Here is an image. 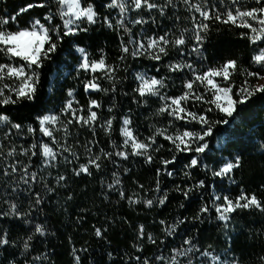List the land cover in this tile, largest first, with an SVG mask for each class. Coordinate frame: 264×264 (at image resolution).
Segmentation results:
<instances>
[{
	"label": "snow or ice",
	"instance_id": "obj_1",
	"mask_svg": "<svg viewBox=\"0 0 264 264\" xmlns=\"http://www.w3.org/2000/svg\"><path fill=\"white\" fill-rule=\"evenodd\" d=\"M180 6L190 14L185 18L189 26L159 32L149 27L159 28L157 16L166 17ZM35 9L39 12L33 13ZM174 19L181 18L176 15ZM97 24L119 38V55L114 61H109L104 47L90 52L85 44L91 39L87 34ZM221 26L237 30L248 49L246 61L230 53L218 62H209L205 55L208 42ZM64 51L72 59L68 66L75 72L73 79L88 94L85 104L76 98V88L68 87L65 95L61 81L66 77L58 80L57 73L49 70L52 64L66 62L60 59ZM129 57L155 63L152 72H133L130 90L125 91L132 67ZM161 66L168 75H160ZM174 75L181 78L179 94L167 91V82ZM237 77L241 78L239 83ZM118 90L123 96H130L138 107L149 105L153 98L158 101L151 113L157 119L149 124L148 135L139 131L131 108L119 112L115 99L107 106L108 116L102 119L104 103L93 98V94L112 93L114 97ZM56 96L62 97L61 103L50 106ZM14 106L33 109L32 122L13 117ZM257 106L264 111V0H104L100 5L95 0H23V6L13 12L6 7L0 9V222L31 225L24 236L16 237L10 228L0 226V250L4 253L0 264H50L51 253L38 249L54 233L46 221L39 222L35 217L43 212L50 194L59 188L67 192L65 204L74 199V193L68 191L66 175L57 171L52 176L51 170L59 169L61 161L72 165V177L93 176L94 172H103L108 164L113 165L106 188L115 191L119 200H126L130 207H167L170 192L183 197L180 208L185 207V202L197 204L192 215L153 220L152 228L158 229L159 234L149 231L144 223L137 224L131 244L135 255L125 252L117 261L114 254L120 253L112 249L106 253L112 264H241L234 255L231 236L236 230L234 218L248 210L264 214V183L256 191L236 179V173L244 166L245 149L258 150L264 159V133L256 144L251 143V135L245 138L239 131L244 114ZM236 117H240L239 122ZM114 121L119 124V142L112 139ZM84 129L92 139L81 143L74 130ZM100 132L108 137L111 150L98 147L100 141L96 137ZM217 133L227 134L228 141L218 154L210 156L209 141ZM18 138L22 142L17 143ZM161 138L168 145L170 158H159L152 186L145 188L137 182L134 190L126 191L123 174L130 173V169L123 167V162L142 157L144 164L156 165L157 154L165 148ZM184 153L190 155L178 168L179 157ZM198 170L204 178L193 175ZM176 176L181 183H173L171 188L162 186L164 177ZM225 181L236 185L238 194L233 195ZM101 183L104 184L103 179ZM103 196L109 199V193ZM64 211L68 209L65 207ZM87 211L82 209L77 215L78 223L85 219L83 213ZM213 216L220 222L217 227L225 238L221 249L200 240V225L211 222ZM107 232V227L93 225L94 236L110 247ZM175 236L180 237V243L169 247L168 238ZM145 241L155 248L151 256ZM71 251L73 264H85L81 253L87 254V247L73 246ZM259 260L264 264V256Z\"/></svg>",
	"mask_w": 264,
	"mask_h": 264
},
{
	"label": "trees",
	"instance_id": "obj_2",
	"mask_svg": "<svg viewBox=\"0 0 264 264\" xmlns=\"http://www.w3.org/2000/svg\"><path fill=\"white\" fill-rule=\"evenodd\" d=\"M97 5H100L104 0H95ZM162 2V0H161ZM19 6H23V0H0V9L7 8L9 12H13V9H17ZM106 12L107 10H102ZM33 13L39 12V9L32 10ZM156 15L155 13H153ZM112 15L115 16L116 12L113 11ZM180 16V20L176 21L174 17ZM190 14L180 6L178 9L172 10L166 17L157 16V23L159 28L155 25L149 27L155 28L156 31L160 29L167 30L175 26L184 27L189 26V21L185 19ZM198 15V14H197ZM138 30V29H137ZM237 30L227 29L221 26L219 32L213 31L211 40L208 42L207 51L205 55L209 57V62L215 63L220 61L221 56L227 54H235L241 60L246 61L248 55V49L245 47V42L242 41L236 34ZM91 39L85 40V44L89 47L90 52H95L98 47H104L109 56V61H114L119 55V38L112 32L100 24L93 27V30L87 34ZM74 52L75 50L72 49ZM78 55V53H77ZM173 58H176V53H171ZM61 61L64 63H56L49 66L51 72L57 73V79L60 77H66V80L61 81L64 84V93L66 95V89L68 87L76 88L79 95L76 97L82 104H85L88 99V94L84 93L79 81L73 79L75 72L68 66L72 63L71 57L67 51L60 54ZM194 59V57H193ZM167 60L165 61V63ZM128 63L132 65L127 74L128 80L125 82L124 89L129 91L128 84L133 79L132 73L135 71H143L145 69L150 72L154 71L153 64L155 62L139 59L133 61L129 57ZM71 72V75H67ZM160 75H168L166 69L161 66ZM240 77H237V83L240 81ZM169 84L167 91L170 94H179L181 88V78L179 76H173L172 81L167 82ZM107 86V81L104 82ZM134 86V85H133ZM47 83L43 85V91H47ZM93 98L102 100L104 108L101 112L102 119L108 116L107 106L115 99L119 105V112H127L129 108L132 109L133 117L139 125V131L143 135L149 134V124L154 123L157 118L151 117V113L158 106V101L153 98L149 105L137 106L131 102L130 96H123L120 91L113 97L112 93L107 96L104 94H93ZM62 97L56 96L50 101L51 105L58 106L61 103ZM13 117H23L26 123L32 122V117L35 115L33 109L24 107L16 108L12 110ZM150 117V119H146ZM213 118H217L213 114ZM161 122H166L163 118H160ZM231 119V118H229ZM240 117H236V121L239 122ZM159 126V125H158ZM220 128H224V125H220ZM114 129L112 139L119 142V124L114 121ZM239 131L247 138L251 135V143L258 144L260 142L261 134L264 133V111H261L259 107H254L251 112L244 114V122L241 125ZM74 134L83 143L85 140L92 139L90 132L86 129L76 131ZM2 135V133H0ZM100 141L98 147H105L106 150L110 149V143L108 137L102 132L96 137ZM30 141V138H29ZM228 137L225 133H217L213 138L210 139V148L212 152L209 155L218 154V149L222 144L227 143ZM17 143L22 142V138H18ZM160 143L165 144V148L161 149L160 153L157 154L156 165H146L143 163L142 157L132 158L128 161L123 162V167H128L130 173L123 174L124 184L126 191L131 192L134 190L136 183H142L145 188L152 186L154 179V167L159 165V158L161 156L170 158L167 151L168 145L166 142L160 139ZM238 147H243L240 145ZM83 155V150L81 149ZM190 154H181L177 163L179 168L186 161L184 157ZM35 160V158H34ZM211 163V161H208ZM72 165H65L63 161L60 162L59 169L53 168L52 176L57 174V171L66 175L69 189L68 191L74 193V199L65 204V196L67 192L63 188H59L56 193L50 194V198L46 199L43 212L36 215V220L39 222L46 221L50 232L54 235H49L44 240V244L39 247V251H47L51 253L50 264H73L72 259V247L75 246L77 249L81 247H87L88 253H81L85 259V264L89 261L92 264H112L107 257V251L117 249L120 253L119 256L114 254V258L119 261L123 253L128 252L129 254L135 255V251L131 248L134 229L137 224L144 223L149 231H153L159 234L158 229L152 228L153 220L168 217L171 218L177 215H192L196 210V203L185 202V207L180 208L179 204L182 202L183 197L178 193L170 192V200L167 203V207L158 206L152 209H147L142 206L130 207L126 200L120 201L118 194L115 191L109 192L106 188V184L111 182L110 174L113 169V165L108 164L103 172H94L93 176L83 175L81 177H72L71 175ZM47 175V173H45ZM198 178H204L201 171L193 173ZM51 180L52 178L49 177ZM101 179L104 184L102 185ZM211 177L209 180L211 181ZM236 179L238 183H241L244 187L250 190L259 191L258 186L264 183V159H261L258 150H252L250 148L245 149V160L244 166L241 170L236 173ZM54 183V180L52 181ZM173 183H181L179 176L176 177H164L162 179V186L171 188ZM227 187L232 189V194L236 195L239 189L236 185H230L225 181ZM103 193H109V199L105 200ZM23 195V194H22ZM119 201V202H117ZM198 203V202H197ZM68 211L65 212L64 208ZM24 208H27V201L24 203ZM82 209H89V211L83 213L85 219L79 223L76 220L78 214L81 213ZM13 218H9L12 220ZM127 220V223H125ZM218 221L213 219L211 222L205 221L204 224L200 225L201 233L200 240L203 244L209 243L214 244L218 249L225 246L224 236L219 231L217 225ZM236 230L231 233L234 243V255L238 256L241 260V264H260L259 258L264 256V214L248 210L241 212L234 218ZM93 225L105 226L108 228L106 233L108 241L111 242L109 247L105 242L100 241L93 234ZM131 225V226H130ZM0 226L8 227L12 231L13 237L24 236L31 229V225L19 224V223H3L0 222ZM169 247H173L180 243V237H169ZM147 248V254L153 255L155 248L145 241ZM35 254V253H34ZM16 255L19 256V250L16 251ZM4 258L3 250H0V260Z\"/></svg>",
	"mask_w": 264,
	"mask_h": 264
}]
</instances>
